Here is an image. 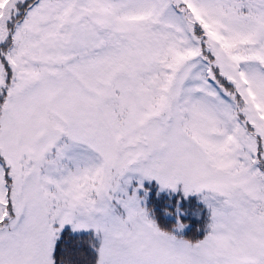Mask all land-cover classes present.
Wrapping results in <instances>:
<instances>
[{
    "label": "snow or ice",
    "instance_id": "snow-or-ice-1",
    "mask_svg": "<svg viewBox=\"0 0 264 264\" xmlns=\"http://www.w3.org/2000/svg\"><path fill=\"white\" fill-rule=\"evenodd\" d=\"M0 264H264V0H0Z\"/></svg>",
    "mask_w": 264,
    "mask_h": 264
}]
</instances>
